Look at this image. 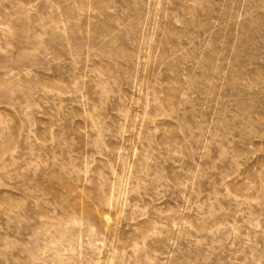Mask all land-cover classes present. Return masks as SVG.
Returning a JSON list of instances; mask_svg holds the SVG:
<instances>
[{"label":"rangeland","instance_id":"374dc122","mask_svg":"<svg viewBox=\"0 0 264 264\" xmlns=\"http://www.w3.org/2000/svg\"><path fill=\"white\" fill-rule=\"evenodd\" d=\"M0 264H264V0H0Z\"/></svg>","mask_w":264,"mask_h":264}]
</instances>
